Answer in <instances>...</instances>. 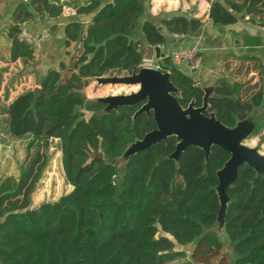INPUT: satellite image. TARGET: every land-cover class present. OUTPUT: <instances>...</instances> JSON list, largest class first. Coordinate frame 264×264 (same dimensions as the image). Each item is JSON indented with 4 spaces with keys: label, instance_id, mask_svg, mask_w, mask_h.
<instances>
[{
    "label": "trees",
    "instance_id": "obj_1",
    "mask_svg": "<svg viewBox=\"0 0 264 264\" xmlns=\"http://www.w3.org/2000/svg\"><path fill=\"white\" fill-rule=\"evenodd\" d=\"M147 0H84L72 8L86 23L69 20L64 27L68 61L40 77L39 91L18 94L6 107L8 132L29 135L28 158L18 177L0 178V264H191L183 246L221 249L215 226L220 210L217 172L230 153L212 145L208 153L189 145L174 156L175 135L132 153L121 181L114 159L127 146L156 128L152 112H135L143 102L106 110L103 101H87L89 78L137 72L144 45L134 38L137 19ZM247 4L260 5L249 19L264 27V0H214L208 10L213 23L245 17ZM62 4L29 0L16 5L6 29L10 59L33 58L34 49L17 39L20 23L59 14ZM168 32L183 35L201 26L199 18L174 15L161 19ZM149 46L165 42L157 25L141 27ZM158 70L169 73L179 90V104L199 107L204 91L193 75L163 56ZM264 68V66H261ZM248 80L221 81L208 96L204 113L233 127L264 104L261 87ZM86 112H90L86 115ZM264 128L257 122L253 135ZM57 141L66 182L71 190L34 209L31 194L46 168L51 143ZM228 202L223 232L232 248L231 264H264V177L246 163L226 187Z\"/></svg>",
    "mask_w": 264,
    "mask_h": 264
},
{
    "label": "crops",
    "instance_id": "obj_2",
    "mask_svg": "<svg viewBox=\"0 0 264 264\" xmlns=\"http://www.w3.org/2000/svg\"><path fill=\"white\" fill-rule=\"evenodd\" d=\"M51 1L62 4L59 14L51 17L37 16L34 20H27L25 23L26 29L33 33L49 31L50 39L34 51L33 58L26 61L20 58L11 61V41L6 35V29L13 21L12 15L16 5L23 0H0V105L2 107L0 117L5 119L6 125L7 115L4 110L8 104L18 94L39 87L38 81L44 72L50 67L57 69L60 62L66 63L68 61L66 52L74 51L79 46L78 42L68 47L65 46L64 27L72 19L86 23L88 17L76 15L72 8L75 4H82L84 0ZM213 1L147 0L143 14L135 23L134 38L142 45L149 46L141 30L143 22L147 20L160 27L159 30L164 35L165 42L158 46L165 56H168L174 49L198 44L202 56L200 67L195 71L186 67L180 68L193 75L202 88L210 92V95L221 81L244 80H248L249 85L254 86V90L261 87L264 94V68H261L264 66L263 30L245 13L243 20L228 24L213 23L208 15L209 6ZM174 15L199 18L201 26L179 36L168 32L159 21ZM90 79H95V77L89 78V81ZM249 116L254 118L256 124L264 119V104L254 109ZM252 133L253 130L241 143L254 148L244 143V140L253 136ZM213 227L215 226L209 227L210 230L216 231ZM224 234L222 227L220 233H217L221 242H223ZM230 250L232 254V248Z\"/></svg>",
    "mask_w": 264,
    "mask_h": 264
},
{
    "label": "water",
    "instance_id": "obj_3",
    "mask_svg": "<svg viewBox=\"0 0 264 264\" xmlns=\"http://www.w3.org/2000/svg\"><path fill=\"white\" fill-rule=\"evenodd\" d=\"M259 7L260 5L247 4L244 13L251 15ZM140 52L142 60L160 59L164 56L158 45H144L140 48ZM95 80L137 86L136 91L128 94L94 100L105 102L107 104L106 110L117 108L120 105H135L143 102L135 114L152 112L156 122L155 129L146 133L142 139L129 144L131 149L125 161L136 150L144 149L152 143L165 140L171 135H175L178 140L174 156H177L189 145L200 146L206 153L212 145H217L230 153L229 159L217 172L219 183L216 192L219 197L220 210L217 214L216 230L220 232L224 225L225 209L228 202L225 189L236 178L238 166L241 163L249 164L264 177V155L259 154L257 148L247 147L241 143L248 133L254 130L256 126L254 118L249 114L248 117L237 122L235 126L227 127L217 120L213 113L206 115L204 111L208 107L207 99L210 92L204 88L201 106L194 107L193 102H190L187 107L183 108L177 99L179 90L169 80V73L161 72L153 67L141 66L137 72L126 75H101L95 77ZM32 91L35 96L39 87ZM39 204L30 205L27 209H34Z\"/></svg>",
    "mask_w": 264,
    "mask_h": 264
},
{
    "label": "rangeland",
    "instance_id": "obj_4",
    "mask_svg": "<svg viewBox=\"0 0 264 264\" xmlns=\"http://www.w3.org/2000/svg\"><path fill=\"white\" fill-rule=\"evenodd\" d=\"M155 62L156 60L153 59L143 62L142 65L155 68ZM136 89L137 86L134 85L111 82L106 83L90 79L88 85L83 88V93L87 101H93L96 98H110L114 95L128 94L136 91ZM1 108L0 105V110ZM85 114L89 115L90 112H86ZM29 139V135L21 137L11 135L8 132L5 119L0 117V178L6 175L19 176L28 158L27 143ZM244 143L248 146L257 148L260 153L264 154V128L260 130V133L248 137L244 140ZM130 149L131 145L127 147L126 152L122 156L114 159L119 167V175L115 177L114 180L117 186L121 181L125 159ZM48 153L50 159L31 194V205H37L45 201H55L62 194L71 190V186L65 180L59 144L57 141L51 143ZM216 226L217 225L213 228L217 229ZM210 229L211 228H206V231ZM216 232L220 233L217 230ZM222 239L223 242L221 243V249L218 253L215 249L206 245L202 246V249H199V242L202 243L205 240H200L197 244L183 246L186 251L187 259L192 257L193 261L191 264H231L233 255L230 250V241L225 234Z\"/></svg>",
    "mask_w": 264,
    "mask_h": 264
},
{
    "label": "built area",
    "instance_id": "obj_5",
    "mask_svg": "<svg viewBox=\"0 0 264 264\" xmlns=\"http://www.w3.org/2000/svg\"><path fill=\"white\" fill-rule=\"evenodd\" d=\"M28 1L29 0H23V2H28ZM25 23L26 21L20 23V28L17 33V39L19 41L24 42L25 44L32 47L34 50H37L41 47V44L43 42L48 41L50 39L49 31L46 30L39 34L33 33L28 29H26ZM261 29L264 32V27H261ZM169 56L173 64L179 67H186L192 71L197 70L200 67L202 61L201 48L199 47L198 44H193L189 47H180L174 49L169 53ZM154 60H156L157 62L158 59H154ZM143 61L145 62L151 60H143ZM156 62L154 67L158 69V65L156 64Z\"/></svg>",
    "mask_w": 264,
    "mask_h": 264
}]
</instances>
